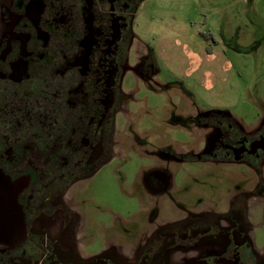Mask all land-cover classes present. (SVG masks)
Listing matches in <instances>:
<instances>
[{"label":"rangeland","instance_id":"rangeland-1","mask_svg":"<svg viewBox=\"0 0 264 264\" xmlns=\"http://www.w3.org/2000/svg\"><path fill=\"white\" fill-rule=\"evenodd\" d=\"M8 3L0 0V37ZM131 27L132 51L146 60L148 76L125 82L131 98L117 112L108 160L61 196L75 215L73 243L86 256L124 253L160 229L205 216L243 224L264 261V161L214 160L218 134L204 124L220 115L238 133L264 126V0H141ZM190 50L214 56L192 76ZM204 70L215 75L212 89L201 85ZM5 119L0 113V127ZM59 221L55 214L33 227L56 230ZM215 250L206 244L202 256ZM165 258L183 263L177 249Z\"/></svg>","mask_w":264,"mask_h":264},{"label":"flooded vegetation","instance_id":"flooded-vegetation-1","mask_svg":"<svg viewBox=\"0 0 264 264\" xmlns=\"http://www.w3.org/2000/svg\"><path fill=\"white\" fill-rule=\"evenodd\" d=\"M140 1L2 5L7 30L0 37V99L8 94V105L0 107L6 115L0 176L17 192L24 239L14 247L0 244V264H169L165 257L176 249L182 264H264L243 224L222 226L205 216L160 229L124 253L86 256L76 238L73 243L75 215L60 204L61 196L68 198L72 186L108 160L117 112L131 98L125 82L129 75L148 76L146 60L134 53L131 27ZM221 117L231 120L219 115L204 123L218 134L213 159L258 167L264 161V126L259 133H238L235 123ZM55 214L56 230H34ZM206 244L212 251L218 246L219 254L203 257Z\"/></svg>","mask_w":264,"mask_h":264},{"label":"water","instance_id":"water-1","mask_svg":"<svg viewBox=\"0 0 264 264\" xmlns=\"http://www.w3.org/2000/svg\"><path fill=\"white\" fill-rule=\"evenodd\" d=\"M16 198L15 189L0 176V244L9 247L18 245L24 239V228L21 226L23 218L16 204ZM5 229L11 234L2 235Z\"/></svg>","mask_w":264,"mask_h":264},{"label":"crops","instance_id":"crops-1","mask_svg":"<svg viewBox=\"0 0 264 264\" xmlns=\"http://www.w3.org/2000/svg\"><path fill=\"white\" fill-rule=\"evenodd\" d=\"M187 59L189 63V68L187 69V75L192 76L195 72L200 70V68L203 65L204 59L206 61H211L214 59V56L207 52L203 58V56L200 55L198 52H194L190 50L189 52H187ZM224 67L225 70H227L230 68V64L226 62ZM200 80H201V85L205 89H212L215 83V75L208 70H204L201 73Z\"/></svg>","mask_w":264,"mask_h":264},{"label":"bare ground","instance_id":"bare-ground-1","mask_svg":"<svg viewBox=\"0 0 264 264\" xmlns=\"http://www.w3.org/2000/svg\"><path fill=\"white\" fill-rule=\"evenodd\" d=\"M196 61V60H195ZM195 64V63H194Z\"/></svg>","mask_w":264,"mask_h":264}]
</instances>
